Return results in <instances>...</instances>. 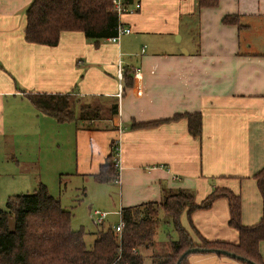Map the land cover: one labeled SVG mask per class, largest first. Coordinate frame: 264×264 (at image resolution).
<instances>
[{
    "label": "crops",
    "instance_id": "1",
    "mask_svg": "<svg viewBox=\"0 0 264 264\" xmlns=\"http://www.w3.org/2000/svg\"><path fill=\"white\" fill-rule=\"evenodd\" d=\"M135 1L141 8L121 16L131 33L119 42H95L71 30L49 46L25 39L32 0H0V146L34 174L33 185L44 183L62 203V184L73 177L97 181L94 175L120 140L119 178L101 182L111 185L109 206L119 209L90 210L94 220L96 210L108 213L96 223L101 226L124 207L161 201L164 190L194 188L200 202L214 187L239 194L243 224L258 223L263 212L255 174L264 167V0H218L215 6H199L200 0ZM227 15L238 22L224 23ZM119 62L131 80L130 85L123 80L121 97ZM38 93L72 95L75 119L61 122L39 109L29 97ZM82 105L99 118L80 117ZM184 113H200V135L189 131L187 117L172 119ZM149 121L161 122L133 126ZM229 219L226 197L192 213L207 239L235 243L239 231ZM181 220L191 230L186 212ZM259 248L264 260V240ZM188 264L245 263L192 253Z\"/></svg>",
    "mask_w": 264,
    "mask_h": 264
},
{
    "label": "trees",
    "instance_id": "2",
    "mask_svg": "<svg viewBox=\"0 0 264 264\" xmlns=\"http://www.w3.org/2000/svg\"><path fill=\"white\" fill-rule=\"evenodd\" d=\"M132 3L135 0H127ZM218 0H200L199 6H215ZM224 23H237L238 17L227 15ZM120 17L113 10L112 0H32L26 8L25 39L28 42L55 46L64 31L80 30L88 39L100 41L117 34ZM125 84L130 85L124 68ZM31 101L45 113L65 122L76 117V99L69 93L29 94ZM98 110V108L96 109ZM85 105L81 106L80 117L92 120L99 118ZM99 112V111H98ZM118 113V104L110 108ZM93 114V115H92ZM187 117L189 131L200 135L202 120L200 113L176 114L172 119ZM161 121L135 123L134 127L155 125ZM114 150L101 170L94 177L98 182H110L117 178L113 160ZM255 177L263 196V212L260 221L245 225L241 219L242 201L239 194L230 188L214 187L202 200L196 202L194 192L185 188L164 190L161 201H151L121 209L124 227L119 234L114 226L97 230L96 239L89 248L81 230L71 226L72 212L65 209L58 198L51 194L44 183L32 193L13 196L7 202V209L0 211V264H143V249L153 248L158 233L162 211L177 233L171 239L167 254L154 252L152 264H188L189 256L182 254L189 248L201 247L205 251L195 253H216L225 249L236 253L245 264L253 261L264 264L259 243L264 240V167ZM219 197L229 201V224L239 231L238 242L209 240L195 227L191 213L199 208H208ZM187 213L191 230L185 228L181 216ZM15 218L14 228L9 226ZM210 249V250H207ZM249 260V261H248Z\"/></svg>",
    "mask_w": 264,
    "mask_h": 264
},
{
    "label": "rangeland",
    "instance_id": "3",
    "mask_svg": "<svg viewBox=\"0 0 264 264\" xmlns=\"http://www.w3.org/2000/svg\"><path fill=\"white\" fill-rule=\"evenodd\" d=\"M17 158H22L20 153H18ZM33 176L34 174L25 172L23 165L16 162V157L9 154V150L7 151L0 146V211L7 209V202L10 198H13V196L22 193H32L37 189L38 184H32ZM110 186L111 185L95 181L94 179L87 182L82 181V179L78 177H73L66 185H64V183L62 184L61 196L63 200L61 205L72 212L71 226L74 230L82 229L85 232L84 239L89 248L96 239L97 230L103 227L100 224H96L97 222L92 218V214L90 215V210L101 209L116 211L119 209L118 205L116 207L109 206ZM188 189L194 192L196 197V189ZM57 191L58 187L55 192L57 193ZM157 218H159L160 221L158 224L156 241L153 248L143 249V264H152L151 255L154 252L162 255L167 254L170 250L169 241L177 238L176 231L162 211L157 215ZM120 219V214H110L106 219L104 227L114 226L120 222ZM14 225L15 218L12 216L9 226L13 229Z\"/></svg>",
    "mask_w": 264,
    "mask_h": 264
},
{
    "label": "built area",
    "instance_id": "4",
    "mask_svg": "<svg viewBox=\"0 0 264 264\" xmlns=\"http://www.w3.org/2000/svg\"><path fill=\"white\" fill-rule=\"evenodd\" d=\"M112 7L113 10L117 13V15L120 17V22H121V16L124 14H128V13H133L136 12L137 10H139L141 8V3L139 1H133L132 3L128 2L127 0H112ZM131 33V28L126 26L125 24H123L121 22V24L118 25L117 28V34L110 37V40L113 42H119L121 37L125 34H129ZM123 73H124V67L122 65L121 62H119L118 64V78H119V93L118 96L121 97L122 96V92L124 90V84H123ZM112 149L114 150V161H115V165H116V170H117V178H119V173H120V169H121V158H120V154H121V144H120V140H115L113 145H112ZM95 221L97 223H102L104 221V219L107 216V212L104 211H100V210H96L95 211ZM118 214H120V222L116 225H114L115 230L121 234L123 227H124V222L121 216V210L118 212Z\"/></svg>",
    "mask_w": 264,
    "mask_h": 264
},
{
    "label": "water",
    "instance_id": "5",
    "mask_svg": "<svg viewBox=\"0 0 264 264\" xmlns=\"http://www.w3.org/2000/svg\"><path fill=\"white\" fill-rule=\"evenodd\" d=\"M207 250H210V249H207ZM202 251H205V248H201V247H192V248H189L187 249L183 254H182V258H184L186 255L190 254V253H195V252H202ZM215 252H219V253H222L224 255H227V256H230L232 258H236V259H241L240 256H238L236 253H232L230 251H227L225 249H217ZM249 261V260H248ZM249 263L251 264H257L253 261H249ZM176 264H180V260L176 263Z\"/></svg>",
    "mask_w": 264,
    "mask_h": 264
}]
</instances>
